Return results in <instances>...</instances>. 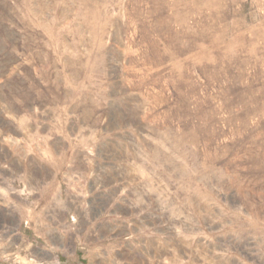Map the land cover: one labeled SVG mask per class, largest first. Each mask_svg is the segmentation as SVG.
Segmentation results:
<instances>
[{"label":"rangeland","instance_id":"1","mask_svg":"<svg viewBox=\"0 0 264 264\" xmlns=\"http://www.w3.org/2000/svg\"><path fill=\"white\" fill-rule=\"evenodd\" d=\"M0 264H264V0H0Z\"/></svg>","mask_w":264,"mask_h":264}]
</instances>
